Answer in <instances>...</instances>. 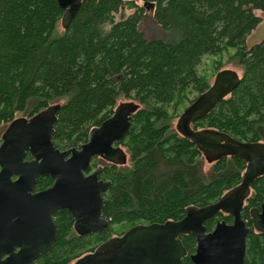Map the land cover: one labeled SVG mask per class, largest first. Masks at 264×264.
Masks as SVG:
<instances>
[{
    "label": "trees",
    "instance_id": "trees-1",
    "mask_svg": "<svg viewBox=\"0 0 264 264\" xmlns=\"http://www.w3.org/2000/svg\"><path fill=\"white\" fill-rule=\"evenodd\" d=\"M122 9L132 13L117 20ZM146 11L166 39L147 40L139 31ZM256 12L264 14V0H80L63 30L56 0H0V123L55 107L51 141L65 151L84 145L119 103L137 107L120 143L130 166L94 165L98 158L90 163L89 171L101 168L99 179L110 182L102 195L108 230L77 236L70 214L58 211L56 240L34 264H70L136 226L178 221L187 209L206 207L239 185L244 161L219 156L205 174L204 155L172 121L211 87L198 73L202 61L233 50L229 58L241 70L238 87L190 128L264 145V40L246 45L261 22ZM215 67L216 75L222 70ZM51 183L39 178L34 190ZM263 200L261 176L250 185L241 212L248 228L244 264L262 262L264 236L253 229L250 212ZM219 221L231 224L232 217L219 213L204 223L206 231ZM122 224L130 226L112 235L111 227ZM178 239L186 251L182 264H191L195 238Z\"/></svg>",
    "mask_w": 264,
    "mask_h": 264
},
{
    "label": "water",
    "instance_id": "water-1",
    "mask_svg": "<svg viewBox=\"0 0 264 264\" xmlns=\"http://www.w3.org/2000/svg\"><path fill=\"white\" fill-rule=\"evenodd\" d=\"M64 12L63 30L75 18L80 0H56ZM235 71L217 73L211 87L184 109L176 128L208 160L234 157L246 163L241 182L218 201L187 209L178 221L139 225L122 237L102 245L94 253L73 264H182L186 251L178 239L195 238L191 264H244L248 228L241 219L250 185L264 176V145L239 142L215 131H194L190 124L206 116L239 85ZM137 107L120 104L110 118L92 129L79 149L60 151L51 142L56 108L41 111L29 120H13L1 136L0 145V264H34L52 248L57 234L53 215L66 210L73 219L77 236L100 234L109 223L102 217L103 198L110 182L99 180L100 169L88 174L93 158L121 166L126 155L115 144L128 135ZM26 152L31 161L24 162ZM50 177L53 186L32 194L37 177ZM12 177L16 180L12 181ZM219 213L232 217V223L216 222L207 232L204 223ZM253 229L264 236V200L259 210L250 212ZM262 264H264V253Z\"/></svg>",
    "mask_w": 264,
    "mask_h": 264
},
{
    "label": "rangeland",
    "instance_id": "rangeland-1",
    "mask_svg": "<svg viewBox=\"0 0 264 264\" xmlns=\"http://www.w3.org/2000/svg\"><path fill=\"white\" fill-rule=\"evenodd\" d=\"M137 4H139V3L137 2ZM131 13H132L131 10L122 9L120 11V13L118 14V16L116 17V19L117 20L124 19L127 16H129ZM255 14L258 17H260L261 22L259 23L257 28L254 31H252V33L246 38L247 47H251V46H253V45L264 40V14L260 13V12H256ZM139 31L144 35V37L147 40H159V39H166L167 38V34H165L154 23V21L152 19V12L151 11L145 12L144 17L142 18V21L139 24ZM233 52H234L233 50H230V51H228V53H226L220 57H217L216 59L215 58L204 59L201 63V66L198 69L199 75L203 79L209 80L212 83L214 76H215V72H216L215 66L219 65L220 70H222V71H224V70L235 71L238 74V76L240 77L241 70L235 65L236 61L229 58V56L232 55ZM183 111H184V107L183 108L181 107L177 111V119H174L172 121L173 127L176 125V122H177L179 116L182 114ZM25 113H17L15 115L14 119L29 118L28 115H26ZM8 125H9V123H3V122L0 123V137L3 134V132L6 130ZM121 147L123 148V150L127 154V167H128V166H130V164H129V152H127V148L125 146L121 145ZM203 157L204 156H202L201 170L206 174V173H208L209 170H211V168H212L211 162H213V160L208 161L205 157H204L205 159ZM93 163H94V165L95 164H98V165L99 164H101V165L106 164L101 159L95 160ZM129 226H130L129 224L113 225L110 229L111 234L118 236L123 231H125ZM73 263H74V261L71 262L70 264H73Z\"/></svg>",
    "mask_w": 264,
    "mask_h": 264
},
{
    "label": "flooded vegetation",
    "instance_id": "flooded-vegetation-1",
    "mask_svg": "<svg viewBox=\"0 0 264 264\" xmlns=\"http://www.w3.org/2000/svg\"><path fill=\"white\" fill-rule=\"evenodd\" d=\"M32 117V116H31ZM31 117H29V118H24V119H26V120H29ZM15 120V119H14ZM11 123V122H10ZM10 123H9V125H10ZM8 125V126H9ZM7 129V128H6ZM5 132V131H4ZM3 132V133H4ZM129 134V133H128ZM3 135V134H2ZM1 135V136H2ZM126 138V137H125ZM124 138V139H125ZM123 139V140H124ZM52 142V141H51ZM1 143H2V140H1V137H0V145H1ZM115 147H119L120 149H122V151L125 153V151L123 150V148L121 147V145L120 144H115L114 145ZM125 155H126V163L125 164H123V165H121V166H125L126 164H127V154L125 153ZM94 159V158H93ZM92 159V160H93ZM91 160V161H92ZM28 161H31V157H30V154H29V152H26V155H25V158H24V162H28ZM103 161V160H102ZM91 163V162H90ZM106 163V162H105ZM112 165V164H111ZM113 166H115V165H113ZM121 166H117V167H121ZM98 168V167H97ZM96 168V169H97ZM96 169H93V170H91V171H89L88 173H87V175L88 174H90V173H92L94 170H96ZM100 169V173H101V168H99ZM90 170V169H89ZM100 175V174H99ZM39 178H49L51 181H52V183H51V185L50 186H48V187H46V188H43V189H40V190H34V187H35V185H34V187H33V191H32V194H37V193H40V192H43V191H46V190H48V189H50L52 186H53V183H54V181L50 178V177H37V179H39ZM37 179H36V181H37ZM14 180H16V177H12V181H14ZM100 180V179H99ZM35 184H36V182H35ZM59 211H61V210H59ZM58 212V211H57ZM56 212V213H57ZM54 216V215H53ZM71 216V215H70ZM233 220V219H232ZM54 222V221H53ZM74 231V230H73ZM262 260H263V258H262ZM261 264H262V262H261Z\"/></svg>",
    "mask_w": 264,
    "mask_h": 264
},
{
    "label": "bare ground",
    "instance_id": "bare-ground-1",
    "mask_svg": "<svg viewBox=\"0 0 264 264\" xmlns=\"http://www.w3.org/2000/svg\"><path fill=\"white\" fill-rule=\"evenodd\" d=\"M57 2V1H56ZM58 5V4H57ZM63 14H64V12H63ZM63 16V15H62ZM62 19V18H61ZM120 104H129V102H121V103H119V105Z\"/></svg>",
    "mask_w": 264,
    "mask_h": 264
}]
</instances>
